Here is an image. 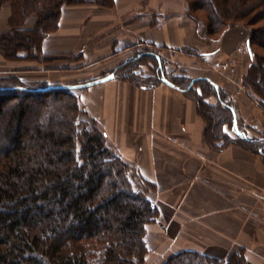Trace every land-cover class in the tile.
Returning <instances> with one entry per match:
<instances>
[{
    "label": "crops",
    "instance_id": "1",
    "mask_svg": "<svg viewBox=\"0 0 264 264\" xmlns=\"http://www.w3.org/2000/svg\"><path fill=\"white\" fill-rule=\"evenodd\" d=\"M173 2L151 0L147 13L142 12L141 0H115L108 11L90 4L69 7L59 28L43 41L42 52L52 60L37 65L21 55L8 67L20 72L17 75L26 83L23 75L34 71L45 74L48 86H67L69 80L83 85L108 76L121 60L149 47L165 58L169 81L207 78L232 102L242 136L263 139L264 103L235 76V57L245 67L254 59L248 37L231 29L215 43L206 23L196 24L187 15L186 1H180L179 8L172 7ZM6 6L0 10V35L10 30L11 10ZM169 10H175L174 15H158L153 23L152 11ZM36 23V18H29L25 29ZM72 55L80 61L63 59ZM228 60L227 71L218 74L217 65ZM141 75L152 78L155 73L143 69ZM75 91L84 117L95 120L111 148L153 183L149 198L159 214L147 230L159 229L169 242L167 252L199 251L221 259L242 253L247 263L264 264V154L254 149L256 145L211 148L196 101L164 82L143 89L114 77ZM206 101L218 100L209 96Z\"/></svg>",
    "mask_w": 264,
    "mask_h": 264
},
{
    "label": "trees",
    "instance_id": "2",
    "mask_svg": "<svg viewBox=\"0 0 264 264\" xmlns=\"http://www.w3.org/2000/svg\"><path fill=\"white\" fill-rule=\"evenodd\" d=\"M188 1L189 17L197 20L195 13H203L215 43L242 23L255 26L264 20V0ZM7 2L12 5L10 30L0 35V52L17 59L21 56L10 50L43 53V41L59 28L66 6L96 3L109 8L115 0H0V10ZM32 15L38 18L35 27L23 29ZM263 36L264 27L250 32L248 41L259 61L250 64L242 82L264 103V60L254 50L256 42L264 44ZM146 57L156 62L152 78L134 74L137 66L130 65L149 61ZM164 67L163 57L144 51L112 73L151 89L168 79ZM171 82L196 101L211 148L249 143L264 154V138L251 140L236 133L233 104L210 80ZM47 87L23 82L0 86V264H144L150 254L147 226L159 214L149 198L153 183L109 146L95 120H83L75 89ZM209 96L217 103H208ZM162 264L249 263L242 253L221 259L183 251Z\"/></svg>",
    "mask_w": 264,
    "mask_h": 264
},
{
    "label": "rangeland",
    "instance_id": "3",
    "mask_svg": "<svg viewBox=\"0 0 264 264\" xmlns=\"http://www.w3.org/2000/svg\"><path fill=\"white\" fill-rule=\"evenodd\" d=\"M151 0H141V6H142V12H145V13H147V9H148V7H149V2H150ZM172 1V0H171ZM180 1L183 3L184 1H186V3H187V5H188V7H189V1L188 0H176V2H173L172 4H171V6L172 7H176V8H179L181 5H180ZM86 4H90V5H95V6H98L99 8H101L102 10H112L114 7H115V3H114V5L112 6V7H109V8H107V7H102V6H99L98 4H96V3H84V4H79V5H86ZM7 5V6H6ZM3 6H6V7H9L10 8V10H11V15H12V5H11V3L10 2H7V3H5ZM2 6V7H3ZM73 6H78V5H71V6H66L65 8H64V11L67 9V8H69V7H73ZM173 9V8H172ZM152 14H153V23H156L157 21V17H158V15H161V14H163V15H166L167 17H169V16H171V15H174V13H175V10L173 11V10H169V11H167V12H164V13H162V11H152L151 12ZM188 15V14H187ZM195 18L197 19V20H194L193 18H191V19H193V21L196 23V24H198V23H200V21L202 20H205L204 19V14L203 13H201V12H198V13H195ZM161 17V16H160ZM29 18H36V19H38L37 18V16L36 15H32V16H30ZM29 18H27L26 20H25V22H24V24H23V29H25V25H26V21L29 19ZM9 23H10V21H9ZM243 24V25H242ZM241 25H239L238 27H235V28H233V29H235V30H242L245 34H246V36L249 38V36H250V32H251V30L253 29V30H255V29H257V28H262V27H264V20L262 21V22H260V23H258L257 25H255V26H249V25H246L245 23H242ZM10 26V25H9ZM10 28V27H9ZM2 35V34H1ZM264 37V36H263ZM264 39V38H263ZM261 40V41H264V40ZM260 42V41H259ZM261 43V42H260ZM144 50H149V51H152L153 49L152 48H149V47H145V49ZM254 50H255V54L258 56V57H260V61H263L264 60V44L262 43V46L259 44V43H257L256 42V44H254ZM10 52V54L11 55H24L25 56V60H28V61H30V62H33L34 64H37V65H39L40 63H45L46 61H50V60H52L49 56H47V55H44L43 53H38V52H36V51H32V50H30V51H26V50H24V49H22V50H20V51H9ZM137 56V55H136ZM135 56V57H136ZM0 57H1V61H0V86H8V85H11V83H15V84H19V83H22L23 81H21V80H19L20 78H19V75H17V74H19L20 72H18V73H14L13 72V70H11V69H9V64L11 65H13V66H15L14 64L15 63H11V62H15V61H20L22 58H17V59H7L6 57H5V55L3 54V53H1L0 52ZM135 57L134 56H131V57H129V58H127L126 60H124V61H122L121 60V62H119V67H121L122 65H124V63L126 62V61H132V60H134L135 59ZM167 57H168V54H167ZM79 58L80 57H77V56H66V57H64L63 59H66V60H68L67 62H70V61H73L74 63H77V62H79L80 60H79ZM62 59V58H61ZM163 59H165L164 57H163ZM240 59L239 58H236L235 57V76H237L240 80H241V86L244 88V89H246L245 87H244V84H243V78L245 79L246 78V75L248 74V71H249V66H250V64H256V63H258V59H253V60H248L247 62H249V65H247L246 67H245V63L243 64V61H242V63H241V60L239 61ZM229 61V60H228ZM240 63H239V62ZM63 62V61H62ZM65 62V61H64ZM148 62H151V64L150 65H148ZM66 63V62H65ZM229 64H230V61H229ZM234 64V63H233ZM130 65H132V66H134V67H136V69H134V74H140L142 71H143V69H145V70H148V69H150V70H154V68L156 67V62L155 61H145V60H141V61H137V62H134V63H132V64H130ZM129 66V65H128ZM149 66V67H148ZM118 67V68H119ZM126 68L127 67H125V69L124 70H126ZM117 69V68H116ZM115 69V70H116ZM36 71V70H35ZM225 71H227V69L225 70ZM225 71H223V72H219V71H217V73L218 74H222V73H224ZM113 72V71H112ZM112 72H111V74H112ZM140 72V73H139ZM21 74V73H20ZM44 75L45 74H42V73H36V72H29V73H26V74H24L23 76H25V78H27V83L26 82H23V83H26V84H28V85H32V86H43V85H47V83L50 81L48 78H44ZM110 75V74H109ZM236 77V78H237ZM11 79V80H10ZM13 79V80H12ZM29 81V82H28ZM179 82H180V80H178ZM81 82H83V81H72V80H69V83H70V85H76V84H72V83H81ZM50 83V82H49ZM53 83H55V82H53ZM82 84V83H81ZM50 85H56V84H50ZM57 85H62V84H57ZM196 89L198 90V92L199 91H201V89L203 88V85H202V87H201V83L200 84H197L196 85ZM196 90V91H197ZM206 90V92H210V90L209 89H205ZM78 91H73V93L74 94H78L77 93ZM21 96H23V95H21ZM88 118H91V117H88ZM88 118H83V120H85V121H87V122H89V123H91V120L90 119H88ZM226 128V130L230 133V135L232 136V137H234V134L233 133H231L230 131H229V126H226L225 127ZM108 140V139H107ZM108 144H109V146L111 147V144L108 142ZM133 166L135 165L134 163H131ZM159 229L157 228V227H150V231L148 232V230H147V234H146V239H147V245H148V247H149V250H150V254H149V256H148V259H147V261L144 263V264H162V263H164L165 262V260L171 255V253H169V252H167V244L169 243L168 241H167V239H163L162 238V236L160 235V232L158 231Z\"/></svg>",
    "mask_w": 264,
    "mask_h": 264
},
{
    "label": "water",
    "instance_id": "4",
    "mask_svg": "<svg viewBox=\"0 0 264 264\" xmlns=\"http://www.w3.org/2000/svg\"><path fill=\"white\" fill-rule=\"evenodd\" d=\"M247 46H248L249 53L252 55L253 54V51H252L251 44H250L249 41L247 42ZM114 77H115V74L112 73V74H110V75H108L106 77H103V78H100V79H97V80L90 81V82H88L86 84H83V85H75V86L50 85V86L47 87V89H44V90L67 89V88H69V89H80V88H83V87H89V86H93V85H96V84H100V83L106 82L108 80L113 79ZM194 80H198V79H194ZM163 82L165 84H167L168 86L172 87V88H175L177 90H180V88L178 86H176L174 83H172L171 81H169L166 78L163 79ZM215 86L217 87V85H215ZM234 116H235V121H234L235 131H236V133L238 135L242 136V133L238 130L237 118H236L235 112H234Z\"/></svg>",
    "mask_w": 264,
    "mask_h": 264
},
{
    "label": "built area",
    "instance_id": "5",
    "mask_svg": "<svg viewBox=\"0 0 264 264\" xmlns=\"http://www.w3.org/2000/svg\"><path fill=\"white\" fill-rule=\"evenodd\" d=\"M230 64L228 62L227 63L226 62L225 63L222 62V63L217 65L216 70L219 71V72H223V71H225L227 69L228 65H230Z\"/></svg>",
    "mask_w": 264,
    "mask_h": 264
}]
</instances>
